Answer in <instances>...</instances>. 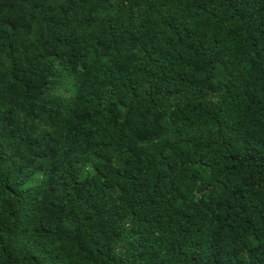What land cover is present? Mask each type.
<instances>
[{
    "label": "trees",
    "instance_id": "16d2710c",
    "mask_svg": "<svg viewBox=\"0 0 264 264\" xmlns=\"http://www.w3.org/2000/svg\"><path fill=\"white\" fill-rule=\"evenodd\" d=\"M0 264H264V0H0Z\"/></svg>",
    "mask_w": 264,
    "mask_h": 264
}]
</instances>
